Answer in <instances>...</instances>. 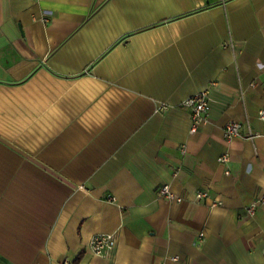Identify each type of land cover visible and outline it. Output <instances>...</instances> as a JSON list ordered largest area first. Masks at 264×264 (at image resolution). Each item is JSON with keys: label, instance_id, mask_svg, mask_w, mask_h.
<instances>
[{"label": "crops", "instance_id": "0c3cea01", "mask_svg": "<svg viewBox=\"0 0 264 264\" xmlns=\"http://www.w3.org/2000/svg\"><path fill=\"white\" fill-rule=\"evenodd\" d=\"M260 111L264 0H0V264H264Z\"/></svg>", "mask_w": 264, "mask_h": 264}, {"label": "built area", "instance_id": "2783aa9c", "mask_svg": "<svg viewBox=\"0 0 264 264\" xmlns=\"http://www.w3.org/2000/svg\"><path fill=\"white\" fill-rule=\"evenodd\" d=\"M47 20V17L44 18ZM181 106L186 107L190 111V132H196L199 126L206 121L209 104V94L207 90H202L193 95L188 96L181 102ZM259 117L264 119V111L259 112ZM224 136L226 139H233L236 137L253 138L256 133H253L248 129L247 133L242 132V125L239 121H229L224 125ZM227 159L226 155H221L218 160L225 161ZM160 196H163L169 200L180 201L181 197L176 195L169 187L168 184H162L157 189ZM207 193L205 191H197L195 196L197 199L206 197ZM108 199L111 201L115 200L114 197L109 196ZM220 203V201H215L214 204ZM264 203V194L257 197L255 200L251 201L245 206V211L247 215H253L260 204ZM200 233L199 236H202ZM89 248L95 253L102 255L108 249H110L114 244L113 233H97L89 239Z\"/></svg>", "mask_w": 264, "mask_h": 264}]
</instances>
